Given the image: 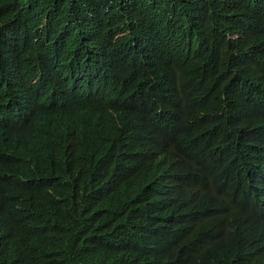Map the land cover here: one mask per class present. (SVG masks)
Masks as SVG:
<instances>
[{
	"label": "trees",
	"instance_id": "trees-1",
	"mask_svg": "<svg viewBox=\"0 0 264 264\" xmlns=\"http://www.w3.org/2000/svg\"><path fill=\"white\" fill-rule=\"evenodd\" d=\"M263 62L264 0H0V77L10 76L14 95L0 144L45 134L41 151L23 153L22 175L47 168L26 205L89 220L31 213L37 248L12 229L0 264H264L256 185L246 183L238 213L218 223L206 222L212 202L199 201L210 174L225 181L264 169V151L237 139L264 131L255 111ZM160 176L181 182L175 197L154 193ZM205 239L232 252H213Z\"/></svg>",
	"mask_w": 264,
	"mask_h": 264
},
{
	"label": "clouds",
	"instance_id": "clouds-1",
	"mask_svg": "<svg viewBox=\"0 0 264 264\" xmlns=\"http://www.w3.org/2000/svg\"><path fill=\"white\" fill-rule=\"evenodd\" d=\"M256 35L258 36L257 32ZM63 43V47L71 46L65 41H63ZM245 53L253 64L256 59L247 52ZM98 61L100 64L98 73L103 74V66L99 60V55ZM259 69L260 76L257 84L255 85L256 89L264 87V62ZM0 78L3 84V88L0 93L4 98V103L0 107V116L6 121L7 111L12 105L14 95L6 91L10 76L8 74H4ZM8 98H10V101H8ZM255 111L264 112V104L258 105L255 108ZM243 132L237 136L239 143L251 141L252 146L249 152L257 151L261 153L264 151V131H255L252 135L250 133L244 134ZM44 136L45 134L34 137L28 136L17 143L12 141L4 145L0 144V249H4V253H8L11 248L9 245V231L12 229H18L21 232L29 233L32 236V246L37 248V236L29 231V225L27 223V217L31 213L36 214L38 218L48 222L68 223L85 220L89 223V220L87 219L88 217L85 214L80 217H72L66 214L61 216L46 217L44 214L40 215L38 207H29L26 205L33 197L36 185L43 180V174L45 172L44 169L47 168L36 166L30 177L22 175L21 172L23 170H29V166H27L24 162L23 153L41 151V148H39V140ZM222 137L225 138V134H222ZM230 150L231 149H223L222 155L220 156L225 157L224 154H227ZM208 158H210L208 155L199 156L194 166L198 167L201 171L203 164L207 162ZM135 159L136 162H138L139 168H141L143 164L141 152H135ZM160 162L157 161L155 163ZM100 166L103 168V159H101ZM207 166L210 167L209 162L207 163ZM82 171L87 180L94 182V171L86 162H82ZM210 176L212 179H210L209 176L205 177L202 184L199 186V201L202 203L210 200L213 204V208L206 214V222L218 223L219 221L234 217L239 211L234 202L237 198H240L243 193H245L246 183L256 185V197L258 200L264 202V182L257 183L255 180L256 176H261L264 180V169L261 165L258 166L256 171L253 167L251 170H248L246 174L245 171H243L238 176H234L232 180L228 177L225 181H222L220 177H217L216 179L214 178V175L210 174ZM100 187L107 191L108 185L104 184ZM181 189L182 184L177 179L173 177L160 176L157 180V189L154 193L175 197ZM87 202L93 206H95V203L98 202L95 197V191L94 195L88 197ZM262 210L264 218V205ZM11 214H15L12 225L4 223V220ZM199 215L203 217L205 214L199 213ZM205 242L213 252L221 249L227 252H232L228 244L225 242L214 239H205ZM262 259L264 263V258ZM214 260L217 262V259Z\"/></svg>",
	"mask_w": 264,
	"mask_h": 264
}]
</instances>
